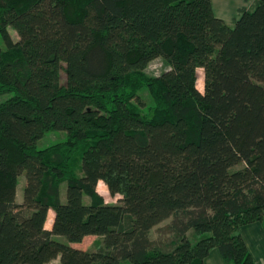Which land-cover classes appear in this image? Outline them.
<instances>
[{
	"label": "trees",
	"instance_id": "1",
	"mask_svg": "<svg viewBox=\"0 0 264 264\" xmlns=\"http://www.w3.org/2000/svg\"><path fill=\"white\" fill-rule=\"evenodd\" d=\"M6 94L0 264H205L214 249L255 264L242 227L264 222V0L233 25L212 0H0ZM55 130L66 140L38 148ZM171 218L168 248L151 231Z\"/></svg>",
	"mask_w": 264,
	"mask_h": 264
},
{
	"label": "rangeland",
	"instance_id": "2",
	"mask_svg": "<svg viewBox=\"0 0 264 264\" xmlns=\"http://www.w3.org/2000/svg\"><path fill=\"white\" fill-rule=\"evenodd\" d=\"M117 35H119L120 33L117 32ZM168 68L167 64L164 62L163 59L159 58L154 60L153 62L150 63V65L148 66L146 72L149 75L152 76H158L161 75L166 69ZM202 73L203 71H200V80H199V85L202 86L203 85V78H202ZM63 74V80H65V72H62ZM144 98L146 99L147 102H151V98L148 95L147 92H144ZM9 96H11L10 94H6V95H2L0 96V101L7 99ZM67 138V133L65 131H49L42 139H40L37 143V147L40 149L49 147L51 145H54L58 142L64 141ZM26 185V175L22 174L19 178V183H18V190H17V202L22 203L24 200V188ZM66 188L67 185L64 184L63 185V191H64V200H66ZM98 191L104 196L105 200L108 203H117L120 199L119 195H112L109 191V189L107 188V186H103V185H98ZM86 201L88 202L89 199L86 198ZM53 212H51V216L53 217ZM49 217V219H50ZM172 223V218L168 219L167 221L163 222L160 226L154 228L151 231V238L153 240L156 241H160V244L164 245L165 247L167 246L168 248L172 246V240L174 239V234L173 232L169 229V225ZM51 222L49 221L48 223V229H51ZM190 238L193 242H197L199 237L198 235L193 232L190 231L189 232ZM99 239L98 238H87L86 241H83L82 243H76L73 244V246L75 247H79L82 249H91L92 247L95 246L96 241ZM55 262H53V260H51L50 262L46 263V264H54Z\"/></svg>",
	"mask_w": 264,
	"mask_h": 264
},
{
	"label": "crops",
	"instance_id": "3",
	"mask_svg": "<svg viewBox=\"0 0 264 264\" xmlns=\"http://www.w3.org/2000/svg\"><path fill=\"white\" fill-rule=\"evenodd\" d=\"M214 11L218 17L225 20L228 24L233 25L235 20L241 15L243 9H250L255 0H212ZM55 216V212L53 210ZM49 216V217H50ZM52 228V227H51ZM243 237L248 248L254 258L255 264H264V222H254L242 227ZM98 238V236L90 235L87 238ZM82 243V242H81ZM80 244V243H79ZM54 264H60L61 257L54 259ZM205 264H227L218 249L212 250L211 254L206 258Z\"/></svg>",
	"mask_w": 264,
	"mask_h": 264
}]
</instances>
